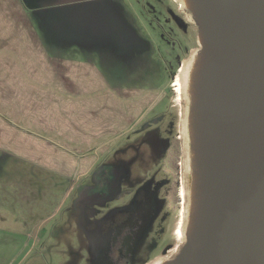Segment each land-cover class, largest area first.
<instances>
[{"label":"crops","instance_id":"0c3cea01","mask_svg":"<svg viewBox=\"0 0 264 264\" xmlns=\"http://www.w3.org/2000/svg\"><path fill=\"white\" fill-rule=\"evenodd\" d=\"M90 2L0 0L3 229L29 225L26 216L7 217L18 192L15 206H26L30 189L23 184L33 180L27 172H55V182H70L68 196L164 96L155 81L162 62L122 43L129 33L138 35V25L126 15L89 9ZM18 167L26 176H16Z\"/></svg>","mask_w":264,"mask_h":264},{"label":"rangeland","instance_id":"374dc122","mask_svg":"<svg viewBox=\"0 0 264 264\" xmlns=\"http://www.w3.org/2000/svg\"><path fill=\"white\" fill-rule=\"evenodd\" d=\"M87 1H91L89 9L109 11L107 14L112 16L126 15L138 25V35L129 33L122 38V43L141 52H151L155 59L162 62L163 70L155 81L162 86L164 96H160L157 105L148 112L139 130L126 134L105 157L106 161L110 158L128 161L126 173L130 179L121 188L130 191L109 200L103 209L94 203L90 210H85L81 220L71 215L72 211L84 210L78 207L79 199L96 198L105 190L99 187L98 182L94 189L88 188L97 179L100 180L98 176L102 175L103 169L97 176L99 166L88 180L75 184L68 196L65 193L70 182H55V172L37 168L41 181L34 173L37 171L35 168L33 172H27V176L31 175L33 180L26 179L27 184H23L30 189L26 191L29 197L26 206H15V201L19 202L18 192L17 199L9 207L14 210L7 217L16 222L26 216L29 225L25 230L0 227V264H146L157 256L174 258L183 246L187 203L180 194L182 186L178 176L183 175L185 158L181 141L173 143V140L176 127L179 130L182 128L180 123L186 102L179 94L181 89L177 82H181L180 76L173 84L174 91H170L168 83L181 59L190 56V47L197 45V26L193 30L178 21L176 16L180 10L178 3L172 0H118L120 5H113L115 0ZM172 109L178 112L179 118L181 113L177 126L176 113ZM153 129H157L156 134L159 133L160 138L173 144V152L169 147L161 154L153 153V144L145 141L149 137L145 136ZM141 146L144 153L136 161L133 156ZM158 146L161 149L163 144H156V152ZM135 149L137 152H133ZM25 170V167H18L16 176H26ZM148 179L154 182L168 181L166 187L156 191L159 206L154 208V216L146 207L142 209L140 200V192L148 191L140 187ZM150 189L155 192L156 186L153 184ZM40 198H43V206L38 208ZM119 208H122L120 212ZM109 209L112 210L108 212ZM165 214H170L166 222L162 217ZM121 219L124 221L119 224ZM138 221L143 223L139 225ZM180 224L181 232L178 231Z\"/></svg>","mask_w":264,"mask_h":264},{"label":"water","instance_id":"95a60500","mask_svg":"<svg viewBox=\"0 0 264 264\" xmlns=\"http://www.w3.org/2000/svg\"><path fill=\"white\" fill-rule=\"evenodd\" d=\"M198 25L189 215L165 264H264V0H185Z\"/></svg>","mask_w":264,"mask_h":264},{"label":"flooded vegetation","instance_id":"af4514ba","mask_svg":"<svg viewBox=\"0 0 264 264\" xmlns=\"http://www.w3.org/2000/svg\"><path fill=\"white\" fill-rule=\"evenodd\" d=\"M173 2H177L178 3V8H179V10H180V14H178L176 17H177V19H178V21L181 23V24H183L184 26H186V27H192V29L194 30V27L195 26H197V31H198V25H197V23L195 22V20H194V18H193V16H192V14H191V12H190V10L189 9H185L183 6H182V4L180 3V1H178V0H172ZM192 25V26H191ZM196 40H197V45L196 46H192V47H190V49H189V53H188V55L190 54V53H192V50L194 49V48H196L197 46H198V33H196ZM191 55V54H190ZM186 58H187V56H186ZM184 57L181 59V61H180V63H179V65H178V67L176 68V70L174 71V72H172V76H171V79H170V81H169V83H168V86L170 87V91L171 90H173L174 91V86H173V84H174V82H175V80H176V78H177V76H178V72H179V74H180V71L179 70H181L180 69V66H181V64L183 65V62H184ZM182 67V66H181ZM173 78H175L174 79V81H172V79ZM173 110V109H172ZM175 110H173V112H174ZM175 113H176V118H175V124H176V126H177V124L179 123V119L181 118V113H179L180 114V118L178 117V112H176L175 111ZM180 126H181V123H180ZM156 132H157V129H153L152 131H150L149 133H147V135L145 136V137H147V136H149L148 138H145V141L147 142H149V144H150V142H151V144H153V145H155L156 146V144H163V147L161 148V149H159V146L157 147V149H158V151L156 152V148H155V146H151L152 147V151H153V153L154 154H156V155H158V154H161V152H163V151H165V150H167L169 147L171 148L172 147V145L173 144H170V143H168V141H165V140H163L162 138H160V136H159V133L158 134H156ZM180 132H181V134H180ZM152 135V136H151ZM149 138H151L150 140H149ZM178 140H180L181 141V147H182V150H183V153H184V158H185V161H186V153H185V149H184V140H183V134H182V128H181V130H179V129H177V127H176V131H175V134H174V140H173V143H174V141L177 143V141ZM182 144H183V146H182ZM170 145V146H169ZM136 149H137V147H136ZM134 150L133 152H137V150ZM174 150L171 148V152H173ZM144 153V150H143V147L141 146L140 148H139V150H138V152L133 156V158H135L136 159V161H138V158L140 157V156H142V154ZM170 155H172V153L170 154ZM109 161H106V163L105 164H103V165H101L100 167H99V169H98V172H97V176H98V173H99V171L101 170V168L102 167H104L103 168V170H104V174H102V175H100V176H98V178L100 179V180H96L95 181V183L94 184H92V185H90V186H88V188L89 189H94V187L95 186H97V182L99 183V187L100 188H102V189H105V190H103V191H101V193H100V195H96V198H88V199H85V198H81V201H80V199H79V202H78V207H83L82 209H84V210H81V209H79V210H76V211H72L71 212V215H72V217L74 218V219H76L75 218V216L79 219V220H81L83 217H82V215L84 216V212H85V210H90L91 208H92V206L94 205V203H97L99 206H101V207H99V208H102L104 205H106L107 206V203L109 202V200H112L113 198H117V197H119L122 193H125V192H128V191H130V189L129 190H123L122 188H121V186H122V184L125 182V181H128L129 179H130V176L129 175H127V173H126V169H127V167H128V164H127V160H122V159H119V160H115L114 158H110V159H108ZM184 166H185V163H184ZM179 174H180V172H179ZM182 176H178V178H179V184L182 186H180L181 188H180V190H181V192H180V194L182 195V191H183V178H184V180H185V174H184V170L182 171ZM96 176V177H97ZM128 179V180H127ZM133 180V182L135 181L134 179H132ZM166 183H165V182ZM167 180H163L162 182H154V181H152V180H150V179H148V181H146L145 183H144V181L142 180V186L140 187L141 188V190H145L146 188L148 189V191H146V192H144V193H141L140 192V200H141V202L143 201V199H146V197L148 196L149 198H153V205L151 206L150 205V212H154V208H156V207H158L159 206V198L156 196V191L157 190H159V189H161V188H164V187H166L167 185ZM155 185L156 186V189H155V192H152V190L150 189L151 188V185ZM138 191V190H137ZM151 192V193H150ZM183 198V197H182ZM75 208H77V207H75ZM74 208V209H75ZM94 208H96L95 206H94ZM118 208V207H117ZM103 209V208H102ZM122 208H119L118 209V211L120 212V210H121ZM112 209H109L108 210V212L109 211H111ZM155 213V212H154ZM79 215H81V216H79ZM169 216V217H168ZM163 217V220L166 222L169 218H170V214H165V215H163L162 216ZM123 219H121V222H119V224L120 223H123ZM138 223H139V225H141L142 223H140L139 221H138ZM133 231V230H132ZM184 243V242H183ZM156 256V255H155ZM154 256V257H155ZM156 258V257H155ZM154 259V258H153ZM152 259V260H153ZM151 260V261H152ZM150 261V262H151ZM149 263V262H148ZM148 263H146V264H148Z\"/></svg>","mask_w":264,"mask_h":264},{"label":"bare ground","instance_id":"6f19581e","mask_svg":"<svg viewBox=\"0 0 264 264\" xmlns=\"http://www.w3.org/2000/svg\"><path fill=\"white\" fill-rule=\"evenodd\" d=\"M178 1H180V3L185 9H188V6L185 0H178ZM198 49H199L198 47L194 48L192 50L191 55L184 60L183 65L180 70V74H179L181 82L180 81L177 82L181 89V90L178 89L180 91L179 94H182V98L185 99V102H186L185 111L182 117L181 127H182V134H183V140H184V149L186 153V161H185V166H184L185 180L183 181L182 197L186 200V203H187V207H186L187 208V218L189 215V196H190L189 191H188V184H189L190 171H191L188 112H189V108H190L189 105H190V100H191L192 77H193V72L195 70V62H196V58L198 54ZM185 228H186V225L183 228V240L184 241L186 238ZM178 231L181 232V224L178 227ZM170 259L171 258H167L164 256H157L148 264H165V262Z\"/></svg>","mask_w":264,"mask_h":264},{"label":"trees","instance_id":"16d2710c","mask_svg":"<svg viewBox=\"0 0 264 264\" xmlns=\"http://www.w3.org/2000/svg\"><path fill=\"white\" fill-rule=\"evenodd\" d=\"M179 76V75H178ZM104 167L101 168V170L103 169ZM102 174H104V170L102 171ZM150 205L152 206L153 205V198H149L148 196L146 197V199H143V201L141 202V206H142V209H147V211L150 212ZM140 206V207H141ZM153 214L154 216V212H150V215ZM132 231H129L128 233H131Z\"/></svg>","mask_w":264,"mask_h":264}]
</instances>
